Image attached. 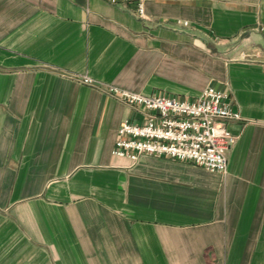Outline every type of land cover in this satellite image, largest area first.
<instances>
[{"label":"crops","instance_id":"0c3cea01","mask_svg":"<svg viewBox=\"0 0 264 264\" xmlns=\"http://www.w3.org/2000/svg\"><path fill=\"white\" fill-rule=\"evenodd\" d=\"M143 4L0 0V264H264V0ZM209 85L240 114L225 172L112 152L151 112L111 87Z\"/></svg>","mask_w":264,"mask_h":264},{"label":"built area","instance_id":"2783aa9c","mask_svg":"<svg viewBox=\"0 0 264 264\" xmlns=\"http://www.w3.org/2000/svg\"><path fill=\"white\" fill-rule=\"evenodd\" d=\"M110 1H133L137 12L144 13V0ZM82 81L93 83L86 74ZM111 91L129 104L151 112L145 123L124 120L120 124L112 150L115 155L135 160L142 153L166 154L192 160L210 171H226V150L234 140L227 121L239 119L240 114L231 108L224 91L209 85L195 99L147 95L116 87H111Z\"/></svg>","mask_w":264,"mask_h":264}]
</instances>
